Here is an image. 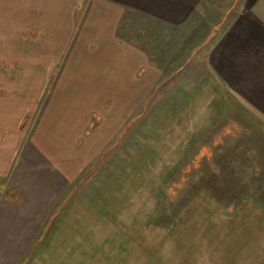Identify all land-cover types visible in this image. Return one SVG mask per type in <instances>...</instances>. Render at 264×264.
<instances>
[{
	"label": "rangeland",
	"instance_id": "1",
	"mask_svg": "<svg viewBox=\"0 0 264 264\" xmlns=\"http://www.w3.org/2000/svg\"><path fill=\"white\" fill-rule=\"evenodd\" d=\"M209 2L182 24L124 12L117 36L146 54L156 85L133 109L128 127L83 164L49 215L32 263L213 264L237 252L250 224L264 220V117L248 115L249 102H238L230 88H238V74L250 80L242 72L258 52L243 59L238 51L257 41L245 20L218 37L230 16L252 11L251 0ZM28 36L34 46L49 43L40 32ZM38 114L39 107L22 118V139ZM60 205L65 212L58 213Z\"/></svg>",
	"mask_w": 264,
	"mask_h": 264
},
{
	"label": "crops",
	"instance_id": "2",
	"mask_svg": "<svg viewBox=\"0 0 264 264\" xmlns=\"http://www.w3.org/2000/svg\"><path fill=\"white\" fill-rule=\"evenodd\" d=\"M231 4L237 6L238 0ZM201 5L209 9L210 2L0 0V59H6L0 61L4 81L0 86V264H34V246L54 206L66 196L83 164L119 128L128 127L132 111L156 85L146 54L117 36L124 12L182 24L193 19ZM251 9L244 18H238V12L230 16L226 33L220 31L218 37L245 20V29L257 41L244 50L240 47L241 52L238 48L243 59L247 57L243 53L258 52L246 67L249 70L242 72L250 80L242 82L238 74V88H230L238 102H249L245 105L248 115L259 120L264 117V0H251ZM229 12L230 8L226 15ZM33 32H40L49 43L31 44L28 35ZM239 80L244 86H239ZM51 85L45 95L46 86ZM18 87L24 94L15 96ZM38 107L31 134L22 139L18 128L22 118L31 117ZM61 207L58 213L67 209ZM250 229L243 242L238 239L237 252H225L213 264H264V220L253 222ZM201 264L212 263L203 260Z\"/></svg>",
	"mask_w": 264,
	"mask_h": 264
}]
</instances>
